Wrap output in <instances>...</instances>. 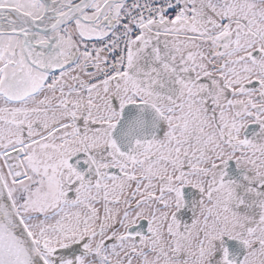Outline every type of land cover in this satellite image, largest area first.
Segmentation results:
<instances>
[{
    "label": "snow or ice",
    "instance_id": "6c2138e0",
    "mask_svg": "<svg viewBox=\"0 0 264 264\" xmlns=\"http://www.w3.org/2000/svg\"><path fill=\"white\" fill-rule=\"evenodd\" d=\"M0 264H264V0H0Z\"/></svg>",
    "mask_w": 264,
    "mask_h": 264
}]
</instances>
